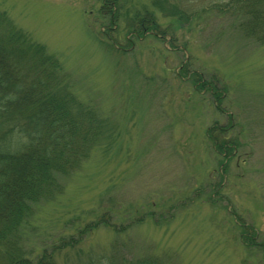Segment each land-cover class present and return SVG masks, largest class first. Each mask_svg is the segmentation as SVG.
I'll list each match as a JSON object with an SVG mask.
<instances>
[{
	"label": "rangeland",
	"instance_id": "obj_1",
	"mask_svg": "<svg viewBox=\"0 0 264 264\" xmlns=\"http://www.w3.org/2000/svg\"><path fill=\"white\" fill-rule=\"evenodd\" d=\"M178 2L123 1L112 36L136 46L116 56L103 44L109 15L101 11L102 0H0L17 26L60 56L74 94L111 127L104 141L109 149L94 150L57 200L38 213L27 234L30 246L74 232L111 205V223H137L117 240L128 255H166L168 264H264L257 248L243 244L230 216L232 209L264 241V47L228 15L171 20ZM144 10L170 33L165 42L127 34L134 14ZM183 65L225 87L222 112L209 92H195L190 80L178 77ZM229 119L228 135L242 146L223 175L205 130ZM114 237L111 228L100 227L63 253L96 251Z\"/></svg>",
	"mask_w": 264,
	"mask_h": 264
},
{
	"label": "trees",
	"instance_id": "obj_2",
	"mask_svg": "<svg viewBox=\"0 0 264 264\" xmlns=\"http://www.w3.org/2000/svg\"><path fill=\"white\" fill-rule=\"evenodd\" d=\"M123 1L128 0H102L101 6V11L109 15L103 44L116 56L131 53L136 46L129 38L126 45H120L112 36L118 29ZM190 1H197V5L186 6ZM176 5L170 13L173 15L168 14L171 20L188 23L205 12L228 15L237 19L239 30L248 39L264 47V0H179ZM127 34L135 40L152 36L160 42L170 35L149 10L134 14ZM63 64L60 56L17 26L6 9L0 8V264H168L166 255L132 256L119 250L118 237L137 223H111V205L74 232L52 235V241L38 248L27 242L36 216L57 200L66 180L81 169L94 150L103 144L105 150L109 149L104 142L110 138L108 120L74 94L72 77ZM178 77L190 80L195 92H209L216 109L222 112L220 104L226 89L218 87L214 76L205 80L200 72H189L183 65ZM231 128L229 119L226 125L214 123L205 130L223 175L242 146L228 135ZM216 185L212 189L214 197L220 188ZM201 192L194 191L193 199ZM230 216L240 229L243 244L257 248L264 257V241L257 240L255 228L232 209ZM100 227L115 233L108 246L89 253L79 247V254L73 257L63 253L76 249Z\"/></svg>",
	"mask_w": 264,
	"mask_h": 264
}]
</instances>
